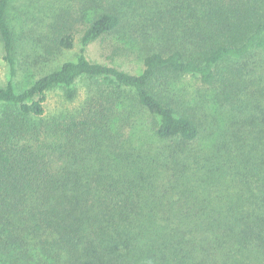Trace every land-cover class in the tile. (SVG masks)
Listing matches in <instances>:
<instances>
[{
  "label": "trees",
  "instance_id": "16d2710c",
  "mask_svg": "<svg viewBox=\"0 0 264 264\" xmlns=\"http://www.w3.org/2000/svg\"><path fill=\"white\" fill-rule=\"evenodd\" d=\"M40 1L30 25L0 0V264L32 245L27 264H264V0ZM27 28L46 63L77 35L81 50L20 88ZM114 34L141 73L87 57ZM187 76L226 109L208 134L176 98ZM82 81L78 106L47 114L50 93L74 103Z\"/></svg>",
  "mask_w": 264,
  "mask_h": 264
},
{
  "label": "rangeland",
  "instance_id": "374dc122",
  "mask_svg": "<svg viewBox=\"0 0 264 264\" xmlns=\"http://www.w3.org/2000/svg\"><path fill=\"white\" fill-rule=\"evenodd\" d=\"M74 6H76L75 1H67L59 3L56 9L64 7L72 9L73 11ZM12 8L11 16L14 19L20 18L24 21L27 19L25 15L32 13L29 20L30 25H33L36 17H40V14L44 11V4L40 0H14ZM18 35L19 48L16 56L18 60V75L15 78V82L20 88L29 87L36 79L49 70L58 68L65 61L73 60L81 50L79 35H77L78 39H76L75 47L72 50L64 52L60 57L54 59L52 63H46L47 58L52 59V57L48 55L41 56V54V57L38 56L33 47L34 45H38L40 39H38L36 43H32V40L36 38V35H33L28 28L26 29L25 40H23L20 32ZM136 47L138 48L137 45H135V48ZM131 48L133 47L128 40L120 39L119 36L114 34L113 36H107L104 39L92 43L87 48L86 55L92 62L119 67L125 71L139 74L143 68L142 55L137 49L131 50ZM9 77L10 69L4 59L3 46L0 42V88L7 84ZM77 86L79 97L74 103H69L64 100L60 90L50 93L49 100L46 103L47 114H59L65 108L74 109L78 106L85 98L89 82L82 81L79 82ZM174 86H176V98L177 100L179 99L181 106L183 105V108L188 107L191 112H194L196 118L202 124L203 135L212 131L213 127H217V121H219V125L224 119H227L225 108L223 109V114L225 116L221 114L222 106L221 103L216 100L215 86L204 85L197 77L193 76H187L180 79ZM205 139L206 137L201 136L200 141L196 145L203 144L204 141H206ZM2 238H6V233L3 234ZM39 241L41 240L37 239V242ZM30 249V253L28 252L27 254L29 255L32 253L34 256L29 257L27 255V258L23 256V254H25L24 249L12 248L10 253L7 251L8 255H5L6 264H27V262L31 263L30 261L35 260V258L39 259L37 255L41 256L40 246L32 245L30 246Z\"/></svg>",
  "mask_w": 264,
  "mask_h": 264
}]
</instances>
